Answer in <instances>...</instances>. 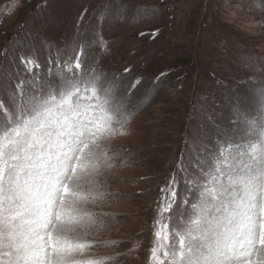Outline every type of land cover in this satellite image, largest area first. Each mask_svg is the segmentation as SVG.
I'll list each match as a JSON object with an SVG mask.
<instances>
[{"label": "rangeland", "instance_id": "rangeland-1", "mask_svg": "<svg viewBox=\"0 0 264 264\" xmlns=\"http://www.w3.org/2000/svg\"><path fill=\"white\" fill-rule=\"evenodd\" d=\"M78 42L123 86L140 81L127 134L105 145L113 167L96 177L103 196H89L82 242L100 244L92 257L105 264H150L158 189L181 160L198 175V161L214 163L218 146L259 119L264 0H0V73L15 70L17 53L43 62Z\"/></svg>", "mask_w": 264, "mask_h": 264}, {"label": "snow or ice", "instance_id": "snow-or-ice-1", "mask_svg": "<svg viewBox=\"0 0 264 264\" xmlns=\"http://www.w3.org/2000/svg\"><path fill=\"white\" fill-rule=\"evenodd\" d=\"M90 51L78 42L41 62L29 49L0 73V264H105L92 257L100 244L82 242L87 206L93 191L103 196L105 145L127 134L140 81L123 86ZM252 88L259 119L218 146L214 163L198 161V175L181 160L158 189L150 264H264V81Z\"/></svg>", "mask_w": 264, "mask_h": 264}]
</instances>
